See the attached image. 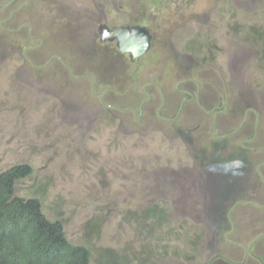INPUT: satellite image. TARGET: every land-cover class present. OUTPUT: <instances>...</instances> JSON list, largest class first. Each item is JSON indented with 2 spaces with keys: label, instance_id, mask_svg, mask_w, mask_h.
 <instances>
[{
  "label": "rangeland",
  "instance_id": "1",
  "mask_svg": "<svg viewBox=\"0 0 264 264\" xmlns=\"http://www.w3.org/2000/svg\"><path fill=\"white\" fill-rule=\"evenodd\" d=\"M10 1L0 173L32 169L15 195L37 198L91 264H264V0ZM129 24L152 37L143 56L100 40ZM185 78L226 111L161 118ZM153 83L174 105L159 115ZM237 158L243 175L222 174Z\"/></svg>",
  "mask_w": 264,
  "mask_h": 264
},
{
  "label": "trees",
  "instance_id": "2",
  "mask_svg": "<svg viewBox=\"0 0 264 264\" xmlns=\"http://www.w3.org/2000/svg\"><path fill=\"white\" fill-rule=\"evenodd\" d=\"M31 173L27 164L0 173V264H91L88 248L68 241L37 198L15 195V183Z\"/></svg>",
  "mask_w": 264,
  "mask_h": 264
},
{
  "label": "flooded vegetation",
  "instance_id": "3",
  "mask_svg": "<svg viewBox=\"0 0 264 264\" xmlns=\"http://www.w3.org/2000/svg\"><path fill=\"white\" fill-rule=\"evenodd\" d=\"M15 1H17V0H11L10 1V3H13V2H15ZM25 2H26V0H25ZM12 16H13V12L10 14V17L12 18ZM10 18V19H11ZM9 20V19H8ZM8 20H6V21H8ZM5 21V20H4ZM134 26H140L139 24H129V25H127V27H130V28H132V27H134ZM16 31H18V29H16V30H12L11 32H16ZM27 35H28V39H29V41L30 42H33V39L31 38V35H30V33H29V31H28V33H27ZM151 39H152V37H151ZM151 39H150V42H151ZM149 47H150V44H149ZM36 48V47H35ZM149 49V48H148ZM27 50H29V48L27 49ZM27 50H25L24 51V55L26 54V52H27ZM148 51V50H147ZM146 51V52H147ZM145 52V53H146ZM144 53V54H145ZM143 54V55H144ZM143 55H141V56H143ZM59 63H61V65L64 67V63H63V61H60L59 60ZM183 86H184V88L183 89H177L176 88V94H179V95H181V100H180V103H179V105H178V108H177V110H176V112H175V114L174 115H172V116H161V115H159V112L161 111V110H163V109H165V108H167L168 109V107H169V109L170 108H173V104L172 103H170L169 101H167L166 100V98H164L163 97V94H162V92H161V90H160V88L158 87V84L157 83H153L152 85H154L155 87L154 88H156L157 90H158V93L160 94V100H161V103H160V105L158 106V109L156 110V114H158L161 118H163V119H165V120H167V121H171V122H173L177 117H178V115H179V113H180V111H181V109L183 108V106L185 105V104H193L194 105V107L197 109V110H199V111H201V112H203V114L204 115H208V114H210L211 112H213V121H215V119L217 118V116H219V114H222L223 112H225L226 110L224 109V107H225V103H222V104H220L219 106H215V105H213V106H211L210 108H208L207 110L206 109H204L203 108V106L205 105V101L203 102V100L201 99V98H204V100H209V98L210 97H207L205 94H203V97L200 95V92H199V86H198V84H197V82H196V80H194L193 78H185V79H182V80H180L179 81ZM149 85V84H148ZM92 88H94V85L92 84ZM144 90H145V87H144ZM152 99H153V96H151V95H147L146 96V98L144 99V100H142L141 101V103L143 104V103H148V102H150V101H152ZM101 101H102V99H101ZM202 101V102H201ZM222 108V109H221ZM132 110V109H131ZM215 129L214 128H212V131H214ZM234 131H236V130H234ZM234 131H231L230 132V134H232ZM212 137L213 138H216V136L215 135H212ZM250 140H252V138L251 139H244V140H242V142L240 143V145H242L243 146V143L245 142V141H250ZM246 143V142H245ZM246 148H248V147H246ZM235 244H237L236 242H235ZM252 244H253V242H252Z\"/></svg>",
  "mask_w": 264,
  "mask_h": 264
},
{
  "label": "water",
  "instance_id": "4",
  "mask_svg": "<svg viewBox=\"0 0 264 264\" xmlns=\"http://www.w3.org/2000/svg\"><path fill=\"white\" fill-rule=\"evenodd\" d=\"M151 35L142 26L123 27L116 30L103 29L101 41L114 40L121 53L130 54L131 58L140 57L149 48Z\"/></svg>",
  "mask_w": 264,
  "mask_h": 264
},
{
  "label": "clouds",
  "instance_id": "5",
  "mask_svg": "<svg viewBox=\"0 0 264 264\" xmlns=\"http://www.w3.org/2000/svg\"><path fill=\"white\" fill-rule=\"evenodd\" d=\"M245 167L244 161L241 159H233L229 166L223 170L224 175L230 177H239L243 175L242 169ZM217 169L214 165L209 166L208 171L215 172Z\"/></svg>",
  "mask_w": 264,
  "mask_h": 264
}]
</instances>
